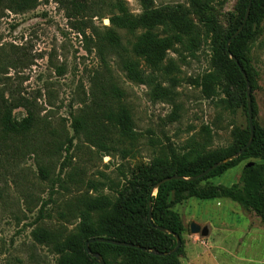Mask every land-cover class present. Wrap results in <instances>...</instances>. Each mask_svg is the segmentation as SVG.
Here are the masks:
<instances>
[{
    "label": "rangeland",
    "instance_id": "374dc122",
    "mask_svg": "<svg viewBox=\"0 0 264 264\" xmlns=\"http://www.w3.org/2000/svg\"><path fill=\"white\" fill-rule=\"evenodd\" d=\"M67 1L39 0L19 14L0 9V114L6 105L12 110L28 102L50 124L57 134L54 139L67 144L65 151L49 157L33 147L34 142L25 147L20 139L4 144L0 140V264H63L40 241L37 229L43 226L61 234L76 229L81 220L71 205L88 190L89 182L99 183L104 196L127 198L135 181L160 155L178 161L195 143L206 146L208 152L235 153L239 148L236 133L248 122L242 95L227 79L222 52L224 39L247 0H121L136 18L159 12L156 32L161 39L171 29L166 16L180 18L202 34L193 52L180 45L176 52H168L176 63L173 75L178 77L174 102L153 100L149 86L127 77L117 54L100 52L99 36L112 28L117 0H86L90 11L77 20L68 18ZM207 22L214 28L210 35L205 33ZM113 32L131 53L142 34ZM249 56L254 120L264 128V21ZM99 78H111L118 85L136 136L134 147L117 146L107 154L84 137L74 138L72 116L84 107L82 102L90 104ZM230 105L234 111L227 109ZM13 117L22 120L27 111L15 109ZM123 148L130 153L124 155ZM250 164L264 184V161L248 158L202 186L242 187ZM40 165L49 167L55 184L42 180ZM172 210L185 228L180 264H264V224L254 211L225 199H189ZM192 224L207 235L193 234Z\"/></svg>",
    "mask_w": 264,
    "mask_h": 264
},
{
    "label": "trees",
    "instance_id": "16d2710c",
    "mask_svg": "<svg viewBox=\"0 0 264 264\" xmlns=\"http://www.w3.org/2000/svg\"><path fill=\"white\" fill-rule=\"evenodd\" d=\"M205 1L211 2L212 0ZM38 2L39 0H0V9L19 14L35 7ZM249 3L250 0H247L236 25L229 31L222 44L227 79L229 84L241 93L242 107L248 120L246 127L239 129L236 133L238 150L235 153L226 152L221 155L208 152L206 146L195 143L189 152L178 161H172L160 155L153 160L151 168L135 181L130 196L119 200L104 196L100 192L99 183L89 182L88 190L78 198L76 203L71 205L72 213H76L78 219L81 220L76 229L67 234L50 233L43 226L37 229L40 241L52 253L60 256L63 264H97L96 259L87 253L86 244L98 238L134 244L160 253L175 250L177 240L174 235H178L182 240L185 228L179 215L172 209L189 199L230 200L239 204L243 209L254 211L264 224V184L254 173L253 164L251 167L247 166L244 171L242 187L202 186L204 181L220 177L238 166L244 159L255 158L264 161V128L258 126L255 120L254 142L240 158L219 167L203 179L173 180L155 190L157 184L167 178H195L214 165L231 158L249 144L251 131L248 115V84L244 73L253 89L250 45L256 40L260 25L264 21V0L253 1L250 19L244 31L232 41L230 50H227L228 40L243 25ZM113 7L118 10V13L110 19L112 28L107 29V35L99 36L100 52L110 51L117 54L127 77L135 83L149 86L153 100L174 102L177 96L178 77L173 75L176 63L169 57L168 52H176L177 45L193 52L202 34L193 25L183 23L180 18L166 16L171 23V29L168 37L161 39L156 32L157 24L161 21L159 12L153 13L152 16L136 18L129 12L124 1L117 0V4ZM65 11L70 20H77L84 18L90 8L86 0H70L67 1ZM208 22L206 35H210L214 29ZM114 29L123 30L132 35L142 32L132 53L116 40ZM230 55L236 58L239 65L230 58ZM139 61L150 71L149 73L144 67V69L140 67ZM105 69L110 71L107 65ZM164 83H168V86L164 87ZM94 86L89 99L90 104L88 105L87 101L82 102L84 107L72 116L74 138L84 137L91 146L107 154L115 151L117 146L134 147L136 136L132 131L126 104L121 100L118 85L111 78L108 81H102L99 78ZM9 106L11 105H6L5 110L0 114V140L3 144L20 139L25 147H28L34 142L33 147H37L49 157L65 151L67 144L54 139L57 134L50 128V124L43 121L28 102L18 104L12 110ZM229 107L227 109L234 111L231 105ZM19 108L27 111V117L22 120L13 117V111ZM253 114L254 117L257 114L254 100ZM61 137L59 135V138ZM35 142L38 144L36 145ZM69 143H72V139ZM128 150L129 148H123V154L128 155L130 153ZM39 167L42 180L55 184L56 181L51 179L49 167L44 165ZM76 183L77 186L81 185V182L76 181ZM91 192H96L99 196L94 197L90 195ZM155 192H157L156 195ZM150 203L154 225L165 228L174 235L163 233L152 226L149 220ZM90 250L92 253L100 254L106 264H120V259L123 262L121 264H160L164 262L180 264L178 257L182 252L181 248L175 255L159 257L136 249L101 243L92 244Z\"/></svg>",
    "mask_w": 264,
    "mask_h": 264
},
{
    "label": "water",
    "instance_id": "95a60500",
    "mask_svg": "<svg viewBox=\"0 0 264 264\" xmlns=\"http://www.w3.org/2000/svg\"><path fill=\"white\" fill-rule=\"evenodd\" d=\"M253 1L254 0H250V3H249V6L247 8V12H246V16H245V19H244V22H243V25L240 27V29L236 32V34L228 40L227 42V50L229 51L230 50V45L232 43L233 40H235L237 37H239L242 32L244 31L249 19H250V15H251V9H252V6H253ZM230 58L235 61L238 65V61L236 60L235 57H233L232 55H230ZM242 72L244 73V71L242 70ZM244 76H245V80L248 84V90H247V98H248V115H249V126H250V131H251V138H250V142L249 144L244 148L242 149L240 152H238L237 154H235L234 156H232L231 158L219 163V164H216L214 165L212 168H209L206 172H204L203 174L195 177V178H192V179H183V178H180V177H173V178H167V179H164L163 181L159 182L155 188V190H158L162 185L168 183V182H171L173 180H186V181H197V180H200V179H203L205 178L206 176H208L211 172H213L214 170L218 169L219 167H222L238 158H240L253 144L254 142V139H255V126H254V114H253V99H252V89L250 87V84H249V81L247 79V76L245 75L244 73ZM252 164L248 165L249 167H251ZM149 220H150V223L152 224V226L154 228H156L157 230L163 232V233H167V234H171V235H174L172 232L168 231L167 229L165 228H162V227H156L153 223V211H152V204L150 203V212H149ZM191 232L193 234H199V233H202L203 235H207V231L206 230H201V228L199 226H197L196 224H192L191 225ZM176 240H177V247L175 250L171 251V252H168V253H160L156 250H148L147 248H143L141 246H138V245H134V244H129V243H123V242H117V241H113V240H107V239H103V238H98V239H93V240H90L87 244H86V249H87V253L89 255H91L94 259H96V263L97 264H106L104 258L100 255V254H95V253H92V251L90 250V246L92 244H95V243H101V244H110V245H113V246H117V247H123V248H131V249H136V250H140L142 252H145V253H150L151 255H154V256H159V257H169V256H172V255H175L177 254L180 249L182 248V240L181 238L178 236V235H174Z\"/></svg>",
    "mask_w": 264,
    "mask_h": 264
}]
</instances>
